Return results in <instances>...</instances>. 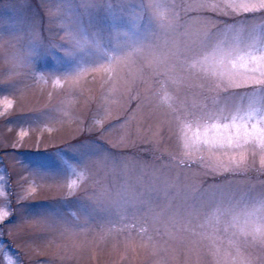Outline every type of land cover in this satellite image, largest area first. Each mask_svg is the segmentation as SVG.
Wrapping results in <instances>:
<instances>
[{
  "label": "rangeland",
  "instance_id": "374dc122",
  "mask_svg": "<svg viewBox=\"0 0 264 264\" xmlns=\"http://www.w3.org/2000/svg\"><path fill=\"white\" fill-rule=\"evenodd\" d=\"M58 2L0 0V82L10 77L21 81L15 95L0 91V100L8 94L14 101L7 115L0 116V174L5 176L2 187L6 194L8 189L16 194L10 197L14 216L4 228L7 245L19 254L21 264H221L217 249L221 254L226 249L235 254L226 240L213 244L157 219L159 236L148 241L136 231H120L118 222H109L116 220L119 210L103 198V191L126 185L127 180L151 176L152 166H156V175L166 172L163 165L170 153L178 152L177 140L166 110L159 107L153 94L158 77L144 61L147 49L137 55L131 67L121 66L107 83L108 77L103 73L84 77L74 86L75 93L63 81L53 87L52 73L58 70L55 61L34 54L31 64L20 63L30 54L29 42L36 38L32 35L33 25L45 42H59L66 36L63 29L68 21L63 9L54 6ZM175 2L181 22L191 30L201 27L198 21L204 17L229 23L233 19L217 17L210 11H179L191 0ZM243 15L234 18L239 20ZM110 24V18H105L103 39L97 38L101 44L109 39ZM134 30L147 37L146 44L163 45L173 38L179 42L185 28L166 35L158 25L149 24L147 16L138 21L135 29L131 23L120 28L121 33L131 34ZM34 69L44 76L43 81L29 78ZM174 89L190 105L211 102L204 100V95L212 94L202 91L200 81L182 80L169 90ZM104 103L108 104L110 115L100 109ZM65 111L67 115L63 114ZM21 131L27 133L23 138ZM63 162L79 164L78 171L87 164L94 175L79 181L70 192L67 183L75 177L64 176ZM257 168L259 157L255 167L209 176L204 184H223L244 192L251 190L256 195L264 190V172ZM28 169H38L40 174ZM138 186L141 192L147 188V184ZM31 188L36 191L31 192ZM17 195L27 198L17 200ZM163 197L164 193H160L161 202ZM2 203L0 197V206ZM91 205L96 209L93 216L81 212L82 206L90 209ZM218 226L223 229L226 223L221 220ZM241 252L254 264H260L261 246L251 237Z\"/></svg>",
  "mask_w": 264,
  "mask_h": 264
},
{
  "label": "snow or ice",
  "instance_id": "6c2138e0",
  "mask_svg": "<svg viewBox=\"0 0 264 264\" xmlns=\"http://www.w3.org/2000/svg\"><path fill=\"white\" fill-rule=\"evenodd\" d=\"M54 6L63 9L68 21L63 29L66 36L59 42H45L35 33L33 25L32 35L36 38L29 42L30 54L20 63L31 64L36 58L34 54L52 63L55 61L58 70L52 73L53 87L63 81L75 93L74 86L84 77L103 73L108 77L107 83L121 66L131 67L137 55L147 49L144 61L158 77L153 94L159 100V107L166 110L177 140L178 152L170 153V159L163 165L166 172L156 175V166H152L151 176L127 180L126 185L103 191V198L119 210L116 220L109 222H118L120 231L129 234L136 231L148 241L159 236L157 219L213 244H223L226 240L235 254L227 249L221 254L217 249L221 264H254L241 252L251 237L261 246L260 264H264V190L252 195L251 190L244 192L223 184H204L209 176L255 167L257 157L259 168L256 170L264 172V15H254L264 13V0H191L179 11H210L217 17L233 18L229 23L204 17L198 21L201 27L196 30L181 22L175 0H59ZM241 14H244L241 19L234 18ZM144 16L166 35L185 28L181 40L177 42L173 38L163 45L146 44L147 37L138 31L121 33L122 24L131 23L135 29ZM105 18L111 21L110 36L106 44H101ZM121 40L124 42L120 43ZM29 78L37 82L45 79L35 69ZM182 80L200 81L202 91L212 94L204 95V100L211 102L190 105L181 100L177 90L169 89ZM19 83L10 77L0 82V91L15 95ZM8 94L0 100L4 109L0 116H6L14 106ZM100 109L105 115L111 114L107 103L100 105ZM20 135L23 138L27 133L21 131ZM63 163L64 176L75 177L68 180L70 192L79 181L94 175L87 164L78 171L79 164ZM28 170L40 174L38 169ZM4 182L5 176L0 174V197H3L0 264H21L19 254L13 253L4 239V228L14 216L10 197L16 195L11 189L6 194ZM144 184L147 188L141 192L138 185ZM35 191L31 188V192ZM160 193H164L162 202ZM16 198L27 197L17 195ZM80 210L93 216L96 209L91 205L90 209L82 206ZM221 220L226 223L223 229L218 226Z\"/></svg>",
  "mask_w": 264,
  "mask_h": 264
}]
</instances>
